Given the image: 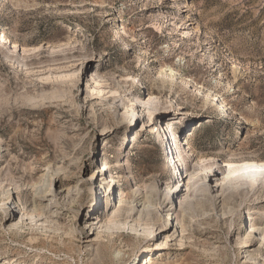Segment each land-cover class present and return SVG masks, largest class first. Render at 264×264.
<instances>
[{"label":"rangeland","instance_id":"374dc122","mask_svg":"<svg viewBox=\"0 0 264 264\" xmlns=\"http://www.w3.org/2000/svg\"><path fill=\"white\" fill-rule=\"evenodd\" d=\"M1 31L0 264H264V188L220 186L264 163V0H0Z\"/></svg>","mask_w":264,"mask_h":264},{"label":"bare ground","instance_id":"6f19581e","mask_svg":"<svg viewBox=\"0 0 264 264\" xmlns=\"http://www.w3.org/2000/svg\"><path fill=\"white\" fill-rule=\"evenodd\" d=\"M6 41H7L6 35H5V33L3 31H1L0 32V44L1 43L4 44V43H6ZM13 47H15V44L13 45ZM160 68H163V67H160ZM173 72H174V68L169 67L168 68V75L172 77L174 75ZM126 80H130V77H127ZM210 92H211V89L208 88L207 92H206V96H208ZM125 117H126V114H123V118H121L120 121H122V119H124ZM128 119L130 120V122L138 120V118H132L130 116L128 117ZM150 132L153 133L158 138L161 146L164 147V150H166V151L169 150V152H167V155H166L165 163H167V164L172 163L173 168H174V164L176 163L175 159L178 156V155H176V157H174V153L176 154V150L178 149V145H177V143L175 141V133L173 132L171 126L168 123H166L164 126H161V127L157 126V125H154V126H151V131ZM124 139H128V137H125ZM173 150H174V153H173ZM224 166L227 167V175L222 179L223 182L220 184L221 190H223V191L226 190L228 188V186H230L232 184L235 185V186H233V188H236V189L247 188L248 190H254L255 191V190H260V189L264 188V181H262L263 179L261 180V183H259V185H257L256 187L254 185L257 177H260V176L264 177V163L248 162V161H244V162H241V163H235V162L227 161V162H225ZM107 171H108V165L107 164H106V166L104 164L101 165L100 170L97 171V175L94 178L95 182H96V179H98V177H101L103 175V173L106 174ZM216 172L217 171L212 173L211 176H213L214 174L216 175ZM175 175H177V174L175 173ZM209 175H210V173L206 174L205 178L208 177ZM92 177H93V175L91 176L90 179L87 180V184H90V185H88V191L90 193H94L95 189H96V187H94V185L92 184V183H94L92 181ZM176 179H178L177 176H176ZM226 179L228 180L227 182L229 184H227L225 182ZM67 181H70V179H68ZM108 184L111 185L110 190H112L114 192L115 182H114V180H113V178L111 176L109 177ZM50 186H51V184H49L45 188L44 193H47V192L51 193L52 192V190L50 189ZM243 186H245V187H243ZM98 188L100 189V185L97 186V189ZM112 191H111V194H112ZM180 191H181V189L177 190L175 188L172 191L171 195H173V193H175V192L178 194V192H180ZM64 192H65L64 195L70 196L71 193H72V190L68 189V190H65ZM50 195H53V192ZM56 195H58V194H54L53 196H56ZM107 195L109 197L110 193H108ZM171 195H169L170 198L168 196H165V197L164 196L163 197L159 196V200H161V202H160L161 206L163 208H167L165 210L166 211L165 215L167 217L166 220L170 219L169 215H170V211H171L172 208H171V205L168 207V203L172 202ZM92 199L94 201L90 205L89 208L93 212V215H95V211H96L95 207L99 203V199L97 198L96 192H95L94 196L92 197ZM134 200L136 201V205L139 203V207L142 206L141 208L143 210H149L150 211V209H148V208H149V206L151 204L152 196H150V195H145V196H141V197L137 196V197H135ZM180 205L182 206V202H180ZM132 210H133V208H131V211ZM137 211H138V208H137ZM24 216H27V217L32 218V219H33V217H36V216H43V219L47 220V218H50L52 215L48 216L46 214V212H44V211L43 212L42 211L41 212H37L36 214H33V213L25 211V214L21 213L19 215V219H18L19 221L18 222L23 223L24 222ZM118 216H120V215H114L113 217H111V219H108L107 220V224H105V227L107 229H110V228H112V226H115L118 229H120L121 228L120 225H121L122 228H126V226H127V228H129L130 230L137 231L138 227L141 226V224L139 225V222H140L139 218H133L132 219V223L129 224L127 218L121 219ZM92 219H93V221L91 222L92 226L94 225V226H96V228L103 227L104 224L100 222V217L98 215L95 216V218H92ZM25 220H26V218H25ZM164 224L167 225L166 222H164ZM145 228L143 227L142 229H145ZM163 229H166V227L162 228V230ZM180 229H181V231H183V229H184L182 224L180 226ZM146 230L148 232H152L151 229H149V228H146ZM259 230H260V228L258 229V228H256L255 225H251L250 226V231H249V233H247V235H248L247 237H249L250 233L255 231V233H254L255 235H256L257 232L259 233V235H261V241H262L264 239V228L261 229V231H259ZM167 234H169V232H167ZM168 236L169 235H167L166 239L167 240H171V238H169ZM170 236H173V234H171ZM131 237H132L131 239L136 242V239H133L134 236L131 235ZM261 241L259 243V248H260L259 250H261V248L264 249V245L261 244ZM245 245H250V242L248 241V243L245 244ZM144 261H145L144 264H147V260L145 259ZM4 262H9V261L4 260Z\"/></svg>","mask_w":264,"mask_h":264}]
</instances>
